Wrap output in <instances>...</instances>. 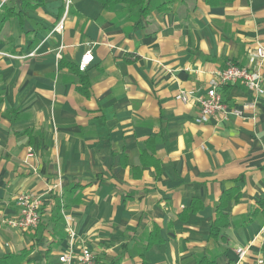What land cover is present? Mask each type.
Returning <instances> with one entry per match:
<instances>
[{"label": "crops", "instance_id": "1", "mask_svg": "<svg viewBox=\"0 0 264 264\" xmlns=\"http://www.w3.org/2000/svg\"><path fill=\"white\" fill-rule=\"evenodd\" d=\"M131 4L74 0L65 14L63 0H0V257L31 250L30 264H61L87 247L98 264H255L264 257L255 241L264 95L244 109L254 93L227 86L225 102L244 114L206 123L176 96L205 94L229 63L250 65L264 46V0ZM87 44L94 61L83 95L69 66L79 67ZM152 139L157 162L147 159ZM232 189L240 197L222 209L229 224L214 240ZM27 193L43 196L42 219L22 231L10 222ZM155 232L160 243L148 247ZM240 247L249 252L238 263Z\"/></svg>", "mask_w": 264, "mask_h": 264}, {"label": "built area", "instance_id": "2", "mask_svg": "<svg viewBox=\"0 0 264 264\" xmlns=\"http://www.w3.org/2000/svg\"><path fill=\"white\" fill-rule=\"evenodd\" d=\"M74 0H63L65 14H68ZM64 28V21L60 22L55 31H61ZM94 48L92 44H87L86 52L79 64V69L84 72L94 61ZM249 66H238L229 63L225 70L217 72L214 80L211 82V87L205 94H196L194 91L182 90L176 96V99L185 105L194 104L199 108L198 122L206 123L212 118L219 116L225 120L230 115L240 117L244 112L240 109L230 108L225 102L222 90L227 86L240 85L250 90L255 95L253 103L244 106V109L253 108L259 97L264 95V46L259 43L254 51L249 55ZM32 152V150H31ZM62 185L59 183L56 188L60 189ZM43 196L36 194H22L17 198V205L20 209L18 217L10 222V225L18 230L31 231L38 228L42 219ZM66 220L69 217L66 212H62ZM69 231L70 244L76 239V233L72 229ZM255 241H264V227L256 236ZM72 245V244H71ZM72 250V248H71ZM249 252V248L240 247L236 249L238 263L243 262ZM61 264H98L93 252L84 247L78 253L69 251L60 257ZM255 264H264V257H259Z\"/></svg>", "mask_w": 264, "mask_h": 264}, {"label": "trees", "instance_id": "3", "mask_svg": "<svg viewBox=\"0 0 264 264\" xmlns=\"http://www.w3.org/2000/svg\"><path fill=\"white\" fill-rule=\"evenodd\" d=\"M101 2H103L105 5L109 4L113 1H117V2H129L132 3L131 5L134 4H139L140 6L144 7L145 4V0H99ZM143 11H146L145 8H143ZM69 65H67L65 62H60L59 67L60 68H64L67 67ZM73 72L79 76L80 78V86H79V92L83 95H88L89 93V80L87 76H84L83 72L80 71L79 67L76 66H69ZM155 142L153 139L149 141V149H152L150 156H148V160L151 162H157L154 159V148L152 147V143ZM240 194H239V190L237 189H232L229 191H225V193L223 194L219 206L217 207L218 209V216L217 219L212 222L211 224V229H210V237L214 240H216L221 232V229L225 228L228 226V220L227 217L225 216V214L222 213V209L226 207L228 201H230L232 198H234L236 201L239 199ZM196 204H192V209L194 212L198 211V207H195ZM190 208V209H191ZM157 243H160V238L158 236V232H155L149 241L148 247H151ZM30 254H31V250H24L20 253H9L4 255L3 257H0V264H27L29 262V258H30ZM207 263L209 264H214V262H210L207 261ZM111 264H117V263H111Z\"/></svg>", "mask_w": 264, "mask_h": 264}, {"label": "rangeland", "instance_id": "4", "mask_svg": "<svg viewBox=\"0 0 264 264\" xmlns=\"http://www.w3.org/2000/svg\"><path fill=\"white\" fill-rule=\"evenodd\" d=\"M41 211H43V209ZM27 264H30V261Z\"/></svg>", "mask_w": 264, "mask_h": 264}]
</instances>
